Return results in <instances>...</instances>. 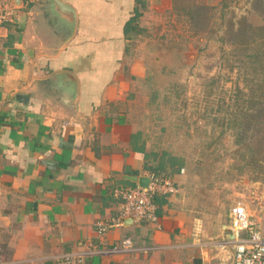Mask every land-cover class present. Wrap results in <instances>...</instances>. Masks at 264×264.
<instances>
[{
    "label": "crops",
    "instance_id": "1",
    "mask_svg": "<svg viewBox=\"0 0 264 264\" xmlns=\"http://www.w3.org/2000/svg\"><path fill=\"white\" fill-rule=\"evenodd\" d=\"M7 1L13 18L0 27V264H55L80 253L87 264H231L229 214L222 222L188 201L183 166L159 178L175 191L154 194L157 223L125 217L103 234L96 229L118 213L120 192L158 165H150L148 140L132 119L130 105L150 75L131 40L148 29L150 12H167L173 0H61L71 11L52 0ZM124 239L130 247L121 248ZM93 246L120 249L103 254Z\"/></svg>",
    "mask_w": 264,
    "mask_h": 264
},
{
    "label": "rangeland",
    "instance_id": "2",
    "mask_svg": "<svg viewBox=\"0 0 264 264\" xmlns=\"http://www.w3.org/2000/svg\"><path fill=\"white\" fill-rule=\"evenodd\" d=\"M170 6L131 40L150 75L130 105L148 161L181 158L187 199L204 214L227 222L239 200L264 218V0Z\"/></svg>",
    "mask_w": 264,
    "mask_h": 264
},
{
    "label": "built area",
    "instance_id": "3",
    "mask_svg": "<svg viewBox=\"0 0 264 264\" xmlns=\"http://www.w3.org/2000/svg\"><path fill=\"white\" fill-rule=\"evenodd\" d=\"M13 18V8L7 0H0V27ZM147 186H136L120 192V207L118 213L109 221L98 222V234H103L111 227L122 223L123 218L131 217L142 223H157V206L153 196L157 191L174 192L175 188L167 179H159L150 175ZM231 245V264H264V218L254 217L243 201L233 202L228 210ZM121 248L130 247L129 239L121 242ZM95 252L103 254L120 248L91 247ZM1 262V255H0ZM55 264H87L83 254H63L56 258Z\"/></svg>",
    "mask_w": 264,
    "mask_h": 264
},
{
    "label": "trees",
    "instance_id": "4",
    "mask_svg": "<svg viewBox=\"0 0 264 264\" xmlns=\"http://www.w3.org/2000/svg\"><path fill=\"white\" fill-rule=\"evenodd\" d=\"M139 15H140V10L136 8L134 14L124 24L125 34L128 31V29L132 26V24L137 20ZM138 149L143 151V148L141 146ZM145 156H146V153H145ZM169 159L171 160L169 165H167V162L161 158L156 167H153V168L148 167V168L149 170L153 172V175L156 177L157 175H159L160 172H163L164 175H169L170 173H173L174 171L179 170V168L183 165L182 159L179 157H176L175 155H170Z\"/></svg>",
    "mask_w": 264,
    "mask_h": 264
},
{
    "label": "water",
    "instance_id": "5",
    "mask_svg": "<svg viewBox=\"0 0 264 264\" xmlns=\"http://www.w3.org/2000/svg\"><path fill=\"white\" fill-rule=\"evenodd\" d=\"M58 9L60 10H67V11H71V7L68 4H65L64 2H62L61 0H52ZM150 181V177L146 176V177H139L138 179V183L139 186H147V184Z\"/></svg>",
    "mask_w": 264,
    "mask_h": 264
}]
</instances>
